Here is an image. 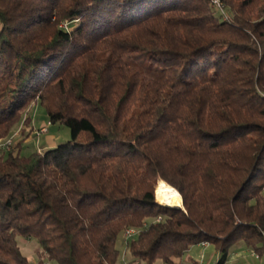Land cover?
<instances>
[{
	"label": "trees",
	"instance_id": "obj_1",
	"mask_svg": "<svg viewBox=\"0 0 264 264\" xmlns=\"http://www.w3.org/2000/svg\"><path fill=\"white\" fill-rule=\"evenodd\" d=\"M212 1L0 0V139L33 104L69 130L0 156V264H29L18 237L117 264L129 228L128 264L264 247V0Z\"/></svg>",
	"mask_w": 264,
	"mask_h": 264
},
{
	"label": "rangeland",
	"instance_id": "obj_2",
	"mask_svg": "<svg viewBox=\"0 0 264 264\" xmlns=\"http://www.w3.org/2000/svg\"><path fill=\"white\" fill-rule=\"evenodd\" d=\"M214 9L216 10L215 7ZM64 24L68 25L70 22L66 20L60 21L57 27L66 31V29L63 28ZM23 120L25 122L24 124L20 123L19 125L15 126L8 137L0 139V144L9 139H11L12 142L11 146L7 150L1 148L0 146V156L11 151L14 153L19 151L22 156H28L33 152H42L45 150V144L43 143L45 138L43 136H45V134L46 136H49L53 139L55 145L64 143L69 139V130L58 124L51 125L47 121L43 110L36 104L30 105ZM45 127L47 129L46 132L37 136V131ZM121 240L123 239L119 238L116 244L118 250L120 251V256H122L123 253L122 247L120 245ZM17 243L21 249V252L27 257L29 264H54L48 261L47 258L42 254L34 239L18 237Z\"/></svg>",
	"mask_w": 264,
	"mask_h": 264
},
{
	"label": "crops",
	"instance_id": "obj_3",
	"mask_svg": "<svg viewBox=\"0 0 264 264\" xmlns=\"http://www.w3.org/2000/svg\"><path fill=\"white\" fill-rule=\"evenodd\" d=\"M45 144L44 149L55 147L53 139L49 136H43ZM122 239V238H121ZM122 256H120L117 264H128L125 260V245L121 240ZM118 249V248H117ZM218 254L214 248L206 244L204 246L195 245L192 246L184 255L180 258L172 260V264H216L218 261ZM156 264H163L160 261L155 262ZM154 263V264H155ZM225 264H264V247L261 249L246 247L243 244H237L231 251Z\"/></svg>",
	"mask_w": 264,
	"mask_h": 264
},
{
	"label": "bare ground",
	"instance_id": "obj_4",
	"mask_svg": "<svg viewBox=\"0 0 264 264\" xmlns=\"http://www.w3.org/2000/svg\"><path fill=\"white\" fill-rule=\"evenodd\" d=\"M155 197L157 202L164 206L175 208L181 207L182 205V200L178 192L162 181H158L157 183Z\"/></svg>",
	"mask_w": 264,
	"mask_h": 264
},
{
	"label": "built area",
	"instance_id": "obj_5",
	"mask_svg": "<svg viewBox=\"0 0 264 264\" xmlns=\"http://www.w3.org/2000/svg\"><path fill=\"white\" fill-rule=\"evenodd\" d=\"M212 5H213V7L216 8V10H217L220 14H222L223 16H225V14H224V12H223L222 4H221L218 0H213V1H212ZM69 25H70V24H68V25L64 24V25H63V28H65L66 31H67ZM46 130H47L46 127H45V128H41V129H39V130L37 131L36 135H37V136H38V135H41V134L45 133ZM11 144H12L11 139H9V140L5 141L4 143H1L0 146H1V148H4V149L7 150V149L11 146ZM159 219H160V218H158L156 221L158 222ZM139 231H140V230H139V229H136V228H129V229H126V230L123 232V234H122V239H123V241H124V242H127V241L131 240L132 238H134L135 236H137V235L139 234ZM199 245L204 246V245H206V243L203 242V243H200Z\"/></svg>",
	"mask_w": 264,
	"mask_h": 264
},
{
	"label": "water",
	"instance_id": "obj_6",
	"mask_svg": "<svg viewBox=\"0 0 264 264\" xmlns=\"http://www.w3.org/2000/svg\"><path fill=\"white\" fill-rule=\"evenodd\" d=\"M158 204H159V203H158ZM159 205L164 206V205H162V204H159ZM164 207H168V206H164ZM168 208H172V207H168ZM175 209H182V205H181V207H175Z\"/></svg>",
	"mask_w": 264,
	"mask_h": 264
}]
</instances>
